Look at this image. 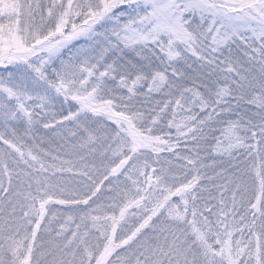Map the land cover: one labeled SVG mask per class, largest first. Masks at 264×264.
<instances>
[{
	"label": "snow or ice",
	"instance_id": "1",
	"mask_svg": "<svg viewBox=\"0 0 264 264\" xmlns=\"http://www.w3.org/2000/svg\"><path fill=\"white\" fill-rule=\"evenodd\" d=\"M0 264H264V0H0Z\"/></svg>",
	"mask_w": 264,
	"mask_h": 264
},
{
	"label": "trees",
	"instance_id": "2",
	"mask_svg": "<svg viewBox=\"0 0 264 264\" xmlns=\"http://www.w3.org/2000/svg\"><path fill=\"white\" fill-rule=\"evenodd\" d=\"M219 135V133H217ZM185 144H187L188 147H185ZM192 142L191 141H186L181 144L180 148H178V151H182L184 154H188V149L191 148Z\"/></svg>",
	"mask_w": 264,
	"mask_h": 264
},
{
	"label": "rangeland",
	"instance_id": "3",
	"mask_svg": "<svg viewBox=\"0 0 264 264\" xmlns=\"http://www.w3.org/2000/svg\"><path fill=\"white\" fill-rule=\"evenodd\" d=\"M173 132H174V130H173ZM178 151V150H177ZM162 155H164V156H168V155H170V154H168V153H164V154H162ZM208 163H211V161H207ZM97 175V178L98 179H103V169L101 168V171H100V173H97L96 174ZM109 179H112L111 177H109ZM107 183H108V181H104V185L105 186H107Z\"/></svg>",
	"mask_w": 264,
	"mask_h": 264
}]
</instances>
